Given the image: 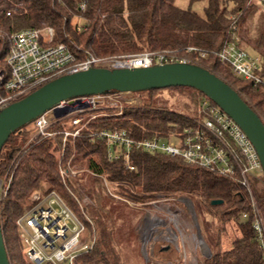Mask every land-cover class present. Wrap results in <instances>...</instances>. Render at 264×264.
I'll return each instance as SVG.
<instances>
[{
	"label": "trees",
	"instance_id": "1",
	"mask_svg": "<svg viewBox=\"0 0 264 264\" xmlns=\"http://www.w3.org/2000/svg\"><path fill=\"white\" fill-rule=\"evenodd\" d=\"M229 3L233 5L231 11ZM250 8L249 0H207L204 15L200 16L177 7L175 0H0V70L7 69L5 59L12 34L52 28V45H67L79 61L144 52L188 57L228 83L264 123V85L234 76L231 66L220 62L216 55L230 40L235 24L242 42L261 57L257 75L264 79V34L255 43L240 34L245 32L242 22ZM76 18L83 21L81 29L74 24ZM189 48H197L206 57L189 52ZM170 90L189 96L191 103L183 104V108L191 116L168 112L156 105L154 101L162 90H151L146 92L144 106L127 109L119 117L97 118L74 145L66 147L64 162L72 159V165L79 163L85 171L67 181L69 189L59 175V160L55 156L62 143L60 137H37L29 142V126L10 137L0 152V178L8 174L11 179L0 202L2 235L10 264H29L18 250L22 242L16 221L34 204L33 193L45 195L52 190L79 214L86 229L84 235L94 239L93 246L78 254L74 264L130 263L128 249L145 215L144 209L136 206L145 207L160 196L189 198L195 211L199 205L218 220L222 226L220 233L235 231L234 238L227 235L229 243L225 245L229 247L221 249L218 242L204 264H264V246L253 227L254 202L264 212V188H256L251 179L249 189L239 174L223 176L198 164L186 163L180 157L135 149L130 155L133 170L122 160L108 159L106 142L97 135L102 130H125L141 140L195 126L199 101L204 95L187 87ZM102 177L119 188L123 201L108 194ZM83 196L90 198L91 204L83 206ZM213 201L222 203L213 205Z\"/></svg>",
	"mask_w": 264,
	"mask_h": 264
},
{
	"label": "built area",
	"instance_id": "2",
	"mask_svg": "<svg viewBox=\"0 0 264 264\" xmlns=\"http://www.w3.org/2000/svg\"><path fill=\"white\" fill-rule=\"evenodd\" d=\"M259 1L264 4V0ZM10 15L11 13H8V16ZM53 37L52 28L25 29L11 35V47L5 59L7 69L0 70V110L58 77L88 70L91 67L114 69L149 68L178 62L196 64L188 57L168 52H144L113 59L89 57L79 61L74 51L67 45H52ZM241 43L238 28L234 24L230 40L216 53L219 61L231 66L234 76L252 80L255 85H264V79L257 75L261 69V57L247 52L241 47ZM188 51L199 53L201 58L206 57V53L197 48H189ZM134 94L138 93L77 98L58 106L62 112L70 110L63 117L57 118L51 110L33 122L29 142L37 137L62 139L55 156L59 160V175L67 189H69L67 181L80 173L71 164L72 159L67 162L63 160L67 145L70 143L74 145L82 131L100 117L99 108L104 106L102 105L105 103L104 100L112 107L117 101L122 102L120 100L124 95ZM126 102L134 104L135 101L129 99ZM115 115L121 116L122 110ZM194 122L195 126L185 128L183 131H169L141 140L133 138L131 133L125 130H102L97 135L106 142L108 159L122 160L130 170L134 169L130 155L135 149L150 154L180 157L186 163L198 164L223 176L233 177L239 174L243 185L249 189L253 173L258 171L259 178L264 179L253 144L241 128L205 96L199 101L198 118ZM10 184L8 174L0 178V202L6 196ZM44 189L46 190V187ZM31 200L34 202L32 207L16 221L21 242L26 247L29 264H74L78 254L88 251L93 246L94 239L84 235L86 230L84 224L56 191H48L45 195L35 192ZM78 201L80 202L79 199ZM81 203L83 204L82 200ZM253 206L256 215L253 227L261 245L264 246L263 220L259 216L255 202Z\"/></svg>",
	"mask_w": 264,
	"mask_h": 264
},
{
	"label": "rangeland",
	"instance_id": "3",
	"mask_svg": "<svg viewBox=\"0 0 264 264\" xmlns=\"http://www.w3.org/2000/svg\"><path fill=\"white\" fill-rule=\"evenodd\" d=\"M249 3H251L250 11L242 22L245 32L240 31V34L245 35L250 43H255L264 34V4L259 0H249ZM175 4L183 10L190 9L203 16L207 0H175ZM227 6L229 11L233 9L232 4L229 3ZM73 21L81 29L83 21L77 18ZM241 47L250 54H257L244 41ZM129 99L134 100V104H128L126 101ZM147 99L146 92L124 95L120 100L122 102L117 101V104L113 103L112 107L107 100H104L105 103L102 104L104 106L99 108L100 118L116 117L115 114L121 110L123 115L127 109L144 106ZM154 103L168 112L191 116V113L183 108V104L191 103L189 96L180 90L163 89ZM32 124L28 127L30 131H33ZM73 167H76L80 173L85 172L81 171L79 163H73ZM259 177L260 173L256 171L250 179L256 188L262 189L264 179L261 180ZM102 179L108 194L123 201L124 199L118 195L119 188L108 181L106 183L104 177ZM82 201L83 206L91 204L90 198L86 196H83ZM188 201L192 203L189 198L160 196L145 207L136 206L138 209H144L145 215L137 228L136 238L128 249L131 262L127 264H204V259L212 255V249L218 242L221 243L219 245L221 249L227 248L228 237L234 238L235 231L230 230V236L220 233L222 226L218 220L213 219L199 205H196L195 211L193 203L191 207ZM129 205L134 206L131 203ZM256 206L264 224V212L257 203ZM74 213L79 218V214ZM225 242H227L226 245ZM18 250L26 261L25 245L21 243Z\"/></svg>",
	"mask_w": 264,
	"mask_h": 264
},
{
	"label": "water",
	"instance_id": "4",
	"mask_svg": "<svg viewBox=\"0 0 264 264\" xmlns=\"http://www.w3.org/2000/svg\"><path fill=\"white\" fill-rule=\"evenodd\" d=\"M175 87L195 89L214 102L253 144L264 173V123L228 83L194 63H169L149 68H99L58 77L24 98L0 110V152L13 134L21 132L45 113L57 118L63 102L87 96L140 93ZM192 207V203L188 201ZM222 201H213L219 205ZM0 264H10L0 222Z\"/></svg>",
	"mask_w": 264,
	"mask_h": 264
}]
</instances>
